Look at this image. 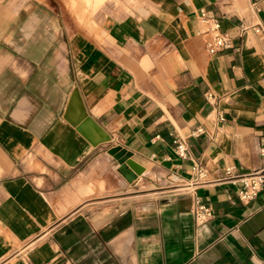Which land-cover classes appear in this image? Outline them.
I'll return each instance as SVG.
<instances>
[{
	"label": "crops",
	"instance_id": "crops-1",
	"mask_svg": "<svg viewBox=\"0 0 264 264\" xmlns=\"http://www.w3.org/2000/svg\"><path fill=\"white\" fill-rule=\"evenodd\" d=\"M202 7L236 48L205 50ZM257 22L264 0H134L90 31L54 0H0V264H264V188L246 203L239 184L198 187L214 210L198 223L170 179L262 168Z\"/></svg>",
	"mask_w": 264,
	"mask_h": 264
},
{
	"label": "built area",
	"instance_id": "built-area-1",
	"mask_svg": "<svg viewBox=\"0 0 264 264\" xmlns=\"http://www.w3.org/2000/svg\"><path fill=\"white\" fill-rule=\"evenodd\" d=\"M198 21L204 47L208 53L213 54L237 47L234 36L222 29L220 19L211 15L207 8L202 7L199 10ZM249 27V25L241 24L240 35ZM253 28L257 32H264V26L259 22L255 23ZM205 97L212 107L210 115L216 113V119L220 123H224L227 117L225 111L219 104L221 97L213 91H207ZM219 128L220 126L217 127L218 130ZM205 132L206 130L203 127H197L189 136L195 137ZM189 136H182L179 134L175 136V153L181 158L190 156ZM260 155L264 163V147L261 148ZM170 179L176 187L187 186L192 189L194 193V213L196 221L198 223H204L214 216V210L212 205L196 192L198 187L221 181L239 184L237 188L239 199L246 203L250 202L255 199L264 188V164L261 169L248 172H241L235 164H230L224 168L217 178H214L205 165L199 161H195L192 167V175L189 179H183L178 174H172Z\"/></svg>",
	"mask_w": 264,
	"mask_h": 264
},
{
	"label": "rangeland",
	"instance_id": "rangeland-1",
	"mask_svg": "<svg viewBox=\"0 0 264 264\" xmlns=\"http://www.w3.org/2000/svg\"><path fill=\"white\" fill-rule=\"evenodd\" d=\"M134 0H54L66 14L67 27L76 24L84 30H99L106 23L108 12L122 11Z\"/></svg>",
	"mask_w": 264,
	"mask_h": 264
}]
</instances>
